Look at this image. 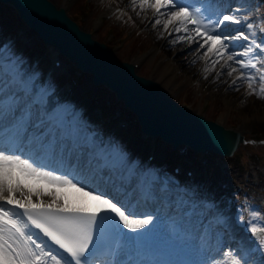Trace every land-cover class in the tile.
Returning a JSON list of instances; mask_svg holds the SVG:
<instances>
[{
    "label": "snow or ice",
    "instance_id": "obj_1",
    "mask_svg": "<svg viewBox=\"0 0 264 264\" xmlns=\"http://www.w3.org/2000/svg\"><path fill=\"white\" fill-rule=\"evenodd\" d=\"M128 7L138 17L149 19L160 38L165 34L173 37L168 40L170 45H186L191 55L210 64L204 72L211 73L219 65L216 77L226 74L232 78L230 89L238 92L246 83L247 94L264 97V28L258 41L254 22L241 5L225 10L220 0H129ZM19 84L29 94L25 82ZM2 93L0 87V115L6 106L17 103ZM40 105L39 95L28 102L12 143L5 142L6 130L0 127V264H129L118 258L121 250L144 246L159 227L155 222L160 209L138 211L137 204L51 167L38 150H44L52 160L57 153L62 158L65 152L79 151L86 145L71 136L65 121L46 111H37L32 123L33 110ZM29 125L37 131L29 133ZM25 143H34L37 151L26 154ZM99 158L103 162L98 167L113 166L108 155ZM112 187L121 193V188ZM69 193L78 195L72 198ZM240 220L251 234L254 248L235 243L224 246L218 239L216 255H212L206 232L192 235L191 242L183 245L197 259L136 264H249L246 257L250 253H264V219L260 212L251 211L249 219L241 216ZM104 254L111 258L101 262L99 257Z\"/></svg>",
    "mask_w": 264,
    "mask_h": 264
},
{
    "label": "water",
    "instance_id": "obj_2",
    "mask_svg": "<svg viewBox=\"0 0 264 264\" xmlns=\"http://www.w3.org/2000/svg\"><path fill=\"white\" fill-rule=\"evenodd\" d=\"M6 2L14 6L23 21L32 26L45 43L69 55L76 65L90 72L93 79H103L115 93L124 96L125 101L141 114L139 118L143 128L158 131L174 147L180 139L195 150L205 146L222 154L239 147L240 135L194 114H186L180 106L173 105L169 97L157 94L158 89L153 84L132 74L125 63L117 62L103 44L89 40L49 0Z\"/></svg>",
    "mask_w": 264,
    "mask_h": 264
},
{
    "label": "rangeland",
    "instance_id": "obj_3",
    "mask_svg": "<svg viewBox=\"0 0 264 264\" xmlns=\"http://www.w3.org/2000/svg\"><path fill=\"white\" fill-rule=\"evenodd\" d=\"M58 1L59 0H51V2H55V3H58ZM115 1L118 2V4L121 2H124V3L127 2V0H124V1L115 0ZM237 1H240V0H237ZM254 1H257V0H247V2L250 3V5L247 4L248 10H245V11L247 12L250 19H252V22H254L255 27L253 30L256 31V33H258L261 28H264V24H263L264 2L262 3L261 6L256 8L254 6V3H255ZM91 2H92V6L91 4H86L84 0H77L74 2V4L70 8L71 10L72 8L75 9L76 7L77 9L79 8V10H81L84 7V10L86 11L84 16L89 12L88 9L93 10L92 12L87 14L86 17H83V26L89 29H92V25L95 21L94 19L99 17V14L98 12H96L97 11L96 9L105 5L107 0H92ZM72 12L74 13V10ZM72 12L71 14L73 15ZM4 13H5L4 18H5L6 25L4 27V31H2L0 34L8 32L10 29V26L12 25L11 23L14 21L12 19L13 13L12 15L10 14L8 15V13H11L10 10H6V12ZM135 15L136 13L132 11V9L130 8L129 11L127 12L126 20L124 21V22L131 21L132 22L131 28L128 27L127 24H125L124 22H121L118 27H114V26L110 27L112 29L111 31H113V35L109 36V38H111V41L109 42L110 43L111 42H117V43L121 42L122 45L125 44L124 48L118 54V58L120 61L129 60L130 58H132V56H136L140 53H143L144 50H147L150 47L149 45H153L154 43H157L160 41L159 32L156 29L152 28L150 25L145 28V31L142 33V35H139L137 33L139 31L138 29L141 28L142 24L146 22L148 19L141 18V17L138 18L137 16L136 18L137 21H136L133 18V17H136ZM117 20H119V17L117 18ZM103 26H105V23L98 29V32L95 33L97 36L96 39L102 42L108 43L107 40L109 38L107 36V33L109 31H107L106 28L102 29ZM106 26L108 27V24H106ZM176 45H180V47L184 46L183 47L184 51H187V49L189 48L186 45H181V44H176ZM17 46L23 47L25 49L26 55H30L35 52H40L43 47L42 43L36 38V35H32V37L29 36L28 40H21ZM171 47H175V46H172L169 44L168 46H165L164 49L166 50V52L172 53V51L170 50ZM192 48H194V45L192 46ZM240 49L242 48H237V50H240ZM193 60L194 58L190 59V57L187 59L188 62L190 61V65L195 66L197 73L195 77H190L189 79H196V81H193V80L189 81L190 83L188 85L187 83H185L184 90H187V92L185 91L180 92L178 98L177 99L175 98V100L180 101V102L184 101L189 104L190 102L193 103L192 101H195L196 97L198 98L204 97L207 99L209 98V100L211 101L209 103H211L212 105H211V110L205 109V115H207V118L211 120L214 116L213 114L217 112L215 110L216 106L222 105L221 108L224 107V109L222 110V115L224 117H227L226 126L227 127L229 125L237 126V128L240 129L241 133L245 136H252L253 135L252 132H256L258 130L264 129V97L258 99L254 95L247 94V84L246 83H244L241 86L240 91L238 92L230 89L228 85L231 83L232 78H229L227 75L222 77L221 79L217 77L213 78L212 81H215L214 83L212 82L213 85H211V82H210V85H208L205 82V77H209L211 73H213L215 70L212 71L211 73H206L203 71V69L206 66H210V64L206 65L205 60H201V59H198L197 61L195 60V63H192ZM149 66L150 65H148L145 68L143 67L139 71L138 74H140L143 77L145 76L149 78V71H148ZM73 67H74L73 65L68 66L66 69H64L61 72L59 76L60 79H59L58 84L61 83L64 79H66L70 75L71 68ZM203 75H205L204 78H203ZM86 82L87 80L86 81L82 80L81 85H80V87L83 88V90H82L81 96L79 97L82 99H86L89 93ZM206 85L208 86L206 87ZM9 89H10L9 84L3 87V90H5L6 92L9 91ZM192 94H195V95H193V97L191 98ZM103 96H106L105 92H103ZM111 96L112 94H110V98H112ZM228 98H231V100L229 101ZM197 102L198 100L196 99L195 104L193 103L195 106V109H198ZM247 107H249V109H247ZM228 110H230V112L228 113L229 115L227 114ZM246 149H251L249 144L242 145V147L239 149L241 156H244V153H245L244 151ZM249 157H250V161L248 162L247 167H243L241 165V163L243 162L239 161L238 157H236V159L234 160H230L227 162V164L231 166V168H233L230 174L232 179L237 181V178L247 173H249L251 177L255 178L256 175L258 174L260 175L262 173V171L264 170V165H262L258 161L259 156H256L254 153H251L249 154ZM243 161L244 163H246L245 159ZM69 195L72 198H76L78 194L69 193ZM205 214L215 215V213L211 211L210 213L206 212ZM173 216L174 215L170 216L167 213H161L159 214V217H160L159 220L156 221L155 223L168 226ZM125 232H127V230H125ZM128 235H132V234L128 233ZM225 246H229V243L226 242ZM212 254L216 255L215 252H212Z\"/></svg>",
    "mask_w": 264,
    "mask_h": 264
},
{
    "label": "bare ground",
    "instance_id": "obj_4",
    "mask_svg": "<svg viewBox=\"0 0 264 264\" xmlns=\"http://www.w3.org/2000/svg\"><path fill=\"white\" fill-rule=\"evenodd\" d=\"M220 2L221 3L225 2L227 5H231V6H236L237 4H239V5H241L243 7L244 10H248L247 4L250 5V3L247 2V0H240V1H237V0H220ZM147 14H148V17L151 16V12H148ZM135 16L136 17H133V18L136 20L137 15H135ZM146 22H144L142 24L141 28L146 25ZM250 22H252V19H250ZM149 25L150 24L146 25V27H148ZM245 30H247V29L245 28ZM32 35H34V34L32 33V34L25 35V36H23V39L28 38L29 36L32 37ZM160 44H162L161 40L159 42H157V43H154V47L160 48ZM183 47L184 46L180 47V45H175V47H171V49H170L172 51V53H168V52H166V50L164 52H162L160 54V56H161L160 64L156 67L155 71H153L152 74H151V76L153 77V81L156 80L161 85L160 86L161 87L160 90L164 94H166V96H169L172 99L173 98L177 99L180 92H183V91L187 92V90H184L185 83H187V85H188L190 83L189 81H192V80L196 81V79H189L190 77H195L197 71H196L195 66L190 65V61L188 62L187 59L190 57V59L194 58L197 61L198 58H196V57H194L193 55L190 54L191 49L188 48L187 51H184ZM194 47H195V45H194ZM143 58H144V56L141 57V58L135 59L133 62L136 63V64L141 65L142 61H143L144 63L149 64L150 67L154 66L155 59L151 58V56L147 57L144 60H143ZM219 69H220V67H219V65H217L215 71L213 73H211V75L209 77H207V79H205V82L208 85H210V82H211V85H213L214 82L212 80H213V78L216 77V72L221 71V69L220 70ZM204 76L205 75H203V78H204ZM224 76H226V74H222L219 78L221 79ZM208 85H206V87ZM78 92L81 93L82 89H79ZM77 95L75 94L72 99H77L76 98ZM193 95H195V94H192L191 98L193 97ZM196 99L198 100V102H197L198 103V105H197L198 109L194 108L193 112L195 114L200 113V111L202 110V107H204V106L207 107V110H211V105L212 104L209 105V104L205 103V102H211L209 100V98L207 99V98H204V97H200V98L196 97ZM196 99H195V101H196ZM228 100L230 101L231 98H228ZM195 101H192V102L195 104ZM193 103L190 102L192 107L194 106ZM183 104L185 105V103H183ZM221 106L222 105L216 106V108H217L216 111H217V113L219 115L218 118H217V122H218V124H222V125L226 126L227 117H224L222 115V110L224 109V107L221 108ZM249 107H247V109H249ZM248 111H250V110H248ZM229 112H230V110L227 111V114ZM137 154H142V152L139 151V152H137ZM204 156L207 159L212 161L211 156L206 155V154ZM158 166H159V164L156 163L155 167H158ZM215 168L219 172H221V169L219 167L215 166ZM79 173H80V170L76 174L78 177H80ZM129 180H130V178L127 176L126 180L124 181V185L123 186H127L129 184ZM178 184L181 185V186L183 185V186H186L188 188H191V184L192 183L190 181H186V180L182 179V181H180V183H178ZM226 187L228 189L230 188L229 185H226ZM163 194H164V196L161 197V200H160V203H159L160 208H156V209H160V212L164 211L170 216L172 214L177 213L180 210L177 207V204H175L172 201H168L167 200L168 199V191L167 190L163 191ZM121 199L132 203V202H134V201H136L138 199V195H137V192H134V193H132V196L130 198H121ZM220 202H221L222 206L221 205H217L216 209L211 211V212L215 213V215H216L217 213H220V211L222 210V213H225V214L228 213L229 214L230 210L228 208H229L230 204H228V202H226L225 200H221ZM215 215H211L210 214V215H206L205 217H203L204 223L207 224L209 226V228L212 227V225L209 224V221H210V219H213V217ZM228 219L229 220H227L225 222V224H226L225 227L224 226H221V227L217 226L219 229L224 230V232H225L224 235L226 237L227 243H229V245H233L235 243L237 246H240L242 244L245 247L253 248V245L251 244L250 239H247L243 234H241L240 229L239 230L237 229L236 224L235 223L229 224V221H231V216L228 217ZM179 245H181V244L173 245V247H166L167 250L164 249V251L162 253V256L165 257L167 255V253H168L167 252L168 250L176 248V252H175L173 258H175V256L178 257L183 251H185V248L183 246H179ZM209 246L211 247L212 252L216 253L215 244L213 242H211V244ZM134 249H135L134 245L127 246V247L123 248L121 250L120 255H119L118 258L121 259V260H125L126 261V255L128 254V252L130 250H134ZM163 257H162V259H163ZM130 260H131V258L128 259L127 261L129 262ZM132 264H136V262H134Z\"/></svg>",
    "mask_w": 264,
    "mask_h": 264
}]
</instances>
